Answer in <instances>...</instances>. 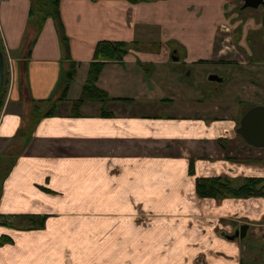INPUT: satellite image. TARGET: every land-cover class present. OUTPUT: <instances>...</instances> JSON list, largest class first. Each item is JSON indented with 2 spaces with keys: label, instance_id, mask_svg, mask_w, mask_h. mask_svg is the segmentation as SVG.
I'll return each instance as SVG.
<instances>
[{
  "label": "crops",
  "instance_id": "0c3cea01",
  "mask_svg": "<svg viewBox=\"0 0 264 264\" xmlns=\"http://www.w3.org/2000/svg\"><path fill=\"white\" fill-rule=\"evenodd\" d=\"M34 2H0L15 69L0 111V264H244L247 243L224 236L243 224L247 236L264 231V199H201L195 182L238 187L264 173L221 148L234 123L199 114L206 102L186 97L167 46L185 65L222 56L218 26L234 0H60L67 49L55 19L30 17ZM101 41L136 47L102 67L105 100L76 113Z\"/></svg>",
  "mask_w": 264,
  "mask_h": 264
},
{
  "label": "rangeland",
  "instance_id": "374dc122",
  "mask_svg": "<svg viewBox=\"0 0 264 264\" xmlns=\"http://www.w3.org/2000/svg\"><path fill=\"white\" fill-rule=\"evenodd\" d=\"M234 3L226 11L228 13L226 22L218 26L217 52L222 50V56H217L213 61L201 58L199 59L201 61H195V64L185 65L184 51L173 45H167L170 52L178 50L179 56V61L170 62L168 68L175 69L180 74L178 85L186 88L188 95L186 97L206 102L202 103L204 106H200L202 107L201 111L198 110L201 116L209 120L216 117L234 123V127L229 132L227 131L222 139H219L220 143H224L222 149L225 151L228 148V151L231 152L236 150L238 155H235L237 152L233 155L242 157V160L249 156V158L258 161L255 168L260 173H264V149L248 147L235 132L244 112L254 106H264V28L262 26L264 8L241 10V0H234ZM0 44L5 50L1 38ZM138 48L147 49L148 46L140 44ZM9 56L11 62H9V68L6 67L8 73L5 74L7 85L4 101L11 92L14 80V60L10 54ZM20 67L22 68V66ZM211 74L224 78V83L207 82V77ZM23 79V73L19 74L18 91L22 96L26 91ZM24 101L27 103L26 99ZM29 107L31 106L29 105ZM178 109L181 110V108ZM73 111L78 113V110L73 109ZM32 113L34 121L42 116L37 107L32 108ZM194 113L193 111L192 114ZM213 124L215 123L213 122ZM225 157L229 159L228 156L225 155ZM243 178L241 176L238 178L240 186L243 184ZM247 233L242 241L247 243L250 251L244 264H264V231L251 228L249 236Z\"/></svg>",
  "mask_w": 264,
  "mask_h": 264
},
{
  "label": "trees",
  "instance_id": "16d2710c",
  "mask_svg": "<svg viewBox=\"0 0 264 264\" xmlns=\"http://www.w3.org/2000/svg\"><path fill=\"white\" fill-rule=\"evenodd\" d=\"M59 2L60 0H35L33 8L30 10V17L35 12L39 16L38 26L48 17H52L57 22L59 33L61 34V40L64 47L67 49L66 39L62 35V26L59 19ZM262 26L264 28V19L262 20ZM136 43H123V42H99L94 50L93 61L90 64V69L87 77V82L83 88L82 97L79 101L73 103L74 110H77L85 101L96 100L104 101L106 95L99 91L95 83L98 79L99 73L102 67L107 62H121L126 54L135 49ZM0 49L3 52V48L0 44ZM73 66L66 75L63 76L59 87L65 93L69 83L73 77ZM7 85L6 75L4 77V84L0 95V111L3 106L4 95ZM54 107L45 115L51 116L55 113ZM245 113V112H244ZM243 113V114H244ZM103 114V113H102ZM242 114V115H243ZM107 116V114H103ZM38 119V118H37ZM36 119V120H37ZM220 142V140H219ZM221 145V148H224ZM196 195L201 199H221V198H234V199H247V198H263L264 199V178L249 177L245 178L241 186L233 187L232 184L222 177H206L198 178L195 182ZM35 225V223H34ZM40 226V224H39Z\"/></svg>",
  "mask_w": 264,
  "mask_h": 264
},
{
  "label": "water",
  "instance_id": "95a60500",
  "mask_svg": "<svg viewBox=\"0 0 264 264\" xmlns=\"http://www.w3.org/2000/svg\"><path fill=\"white\" fill-rule=\"evenodd\" d=\"M241 10H257L264 8V0H241ZM176 51L171 54L172 61H178L175 56ZM5 64L3 52L0 49V95L4 84ZM225 79L217 75L211 74L207 77L209 83H224ZM236 134L244 141V143L253 149H264V106H254L249 108L241 117L239 127L235 130ZM249 226L246 224L238 227L233 234L224 236L228 241L237 239L243 240Z\"/></svg>",
  "mask_w": 264,
  "mask_h": 264
},
{
  "label": "built area",
  "instance_id": "2783aa9c",
  "mask_svg": "<svg viewBox=\"0 0 264 264\" xmlns=\"http://www.w3.org/2000/svg\"><path fill=\"white\" fill-rule=\"evenodd\" d=\"M1 1H4V0H0V2ZM3 56H4L5 74H6V73H8V69H6V67L8 66V68H9V66H10L9 62H11V58H10L9 53L6 49L3 50Z\"/></svg>",
  "mask_w": 264,
  "mask_h": 264
},
{
  "label": "flooded vegetation",
  "instance_id": "af4514ba",
  "mask_svg": "<svg viewBox=\"0 0 264 264\" xmlns=\"http://www.w3.org/2000/svg\"><path fill=\"white\" fill-rule=\"evenodd\" d=\"M248 10V9H247Z\"/></svg>",
  "mask_w": 264,
  "mask_h": 264
}]
</instances>
